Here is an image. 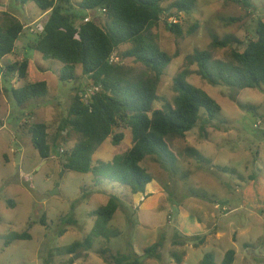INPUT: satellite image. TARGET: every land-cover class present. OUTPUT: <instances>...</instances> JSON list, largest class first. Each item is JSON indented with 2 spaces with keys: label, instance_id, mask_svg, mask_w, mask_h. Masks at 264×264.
<instances>
[{
  "label": "rangeland",
  "instance_id": "1",
  "mask_svg": "<svg viewBox=\"0 0 264 264\" xmlns=\"http://www.w3.org/2000/svg\"><path fill=\"white\" fill-rule=\"evenodd\" d=\"M80 1L71 0L75 13L91 18L99 14L79 8ZM174 1L168 0L163 6ZM6 2L0 3V24L4 23L2 11L35 28L44 24L47 14L39 18L43 11L34 2ZM174 16L180 18L182 35L167 28L166 15L153 29L161 48L172 55L161 74L154 106L163 108L173 103L177 94L174 78L186 70V80L205 90L221 110L209 120L202 108L200 120L186 133V139H169L174 162L147 156L141 164L154 179L146 192L135 196L117 183L94 185L89 173L63 170L59 148H70L75 143L74 136L66 143L59 140L56 147L51 145L50 156L44 159L33 147L30 134L20 128L32 111V120L48 123L49 141L53 143L72 97L87 87L81 66L76 80H60L57 69L61 63L45 59L28 47L36 35L27 28L16 41L23 48L1 60L5 68L7 63L27 56L31 63L28 80H45L48 93L20 106L2 88L0 264H115L105 257L117 252H136L140 264H200L211 252L216 263L221 264L230 248L236 251L232 264H264V84L242 89L211 84L198 73L194 59L197 49H208L215 59L222 60L229 59L234 47L243 50L242 43L226 47H212L211 43L214 36L223 39L232 35L243 41L253 35L256 21H264V0H252L248 7L235 0H197L189 14L178 12ZM194 24L197 28L190 32ZM128 46L122 45L120 51ZM117 55L122 62L133 64L118 52ZM42 65L46 69L40 71L38 67ZM13 77L12 84L16 85L17 75ZM0 82L9 88L2 78ZM258 122L261 124L255 126ZM124 133L119 147L107 139L95 152L94 160H110L127 150L132 140L129 130ZM188 146L195 154L189 152ZM111 194L118 195L121 201L107 225V236L93 237L90 248L67 254L65 246L90 235L95 221L92 211L106 204ZM70 213L76 223L59 221ZM43 216L46 223L41 222ZM63 227L66 232L60 235ZM24 232L29 237L18 239ZM197 237H204V241ZM160 239V258L145 257L143 248ZM174 253L181 257L180 262Z\"/></svg>",
  "mask_w": 264,
  "mask_h": 264
},
{
  "label": "trees",
  "instance_id": "2",
  "mask_svg": "<svg viewBox=\"0 0 264 264\" xmlns=\"http://www.w3.org/2000/svg\"><path fill=\"white\" fill-rule=\"evenodd\" d=\"M3 0H0V3ZM21 3L34 2L43 12H47L44 24L34 33L36 38L28 42V47L40 52L45 59L58 60L61 66L57 74L62 81L78 78L77 68L81 66L86 76V86H99L100 89L89 103L81 100L80 91L72 97L67 114L58 125L53 143L49 141L48 123L32 120L33 115L21 123L20 128L29 133L32 145L44 159L49 158L51 145L56 147L74 136L75 143L63 148L62 168L89 173L94 185L117 183L138 195L146 192L153 176L143 166L142 161L149 155L158 156L160 161H175L169 139L184 137L200 120L203 108L209 120L220 110L221 105L205 90L186 80L187 71L179 72L174 78L177 92L173 103L163 108L155 107L158 87L163 69L171 61L172 55L162 49L157 33L154 32L163 16H174L178 12L189 14L197 0H175L164 7L168 0H81L79 8L98 11L89 21L87 15L77 14L71 0H16ZM247 7L252 0H235ZM105 9V11H103ZM0 24V70L3 72L5 91L23 106L33 99L47 95L45 80L29 81L30 59L26 56L2 66L1 60L14 53L16 41L24 30V23L15 15L2 11ZM167 28L176 35H182L180 23L167 21ZM197 25L191 28L193 32ZM244 44V49L234 47L228 60L215 59L210 50H196L194 59L198 73L211 84H226L242 89L264 84V21L258 19L253 35L243 41L235 36L219 39L214 36L212 47H226L229 44ZM124 44L129 46L120 51ZM237 46V45H236ZM117 50L123 59L133 64L111 62L110 56ZM5 69V70H4ZM10 74H16L17 86L10 83ZM8 76V77H7ZM77 89V87H75ZM3 92L0 88V111L3 106ZM130 131L132 145L125 151L116 153L110 160H94V154L110 138L119 147L125 138L124 130ZM66 134H63L64 132ZM61 148V147H60ZM59 148V150H60ZM195 154L193 147H187ZM85 191L84 186L81 187ZM121 199L111 194L107 203L92 211L95 217L90 235L82 241H75L64 247L67 254H75L83 248H90L93 237L107 236V225L120 206ZM45 216V215H44ZM44 216L42 223H46ZM63 224L76 223L73 214L61 217ZM66 229L60 231L63 235ZM29 237L27 232L18 239ZM200 242L204 237H197ZM162 239L143 248L145 257L160 258ZM108 250H103L106 252ZM236 251H226L221 264H232ZM180 262L181 257L173 254ZM106 260L115 264H140L136 252L110 253ZM200 264H217L214 254L208 252Z\"/></svg>",
  "mask_w": 264,
  "mask_h": 264
},
{
  "label": "built area",
  "instance_id": "3",
  "mask_svg": "<svg viewBox=\"0 0 264 264\" xmlns=\"http://www.w3.org/2000/svg\"><path fill=\"white\" fill-rule=\"evenodd\" d=\"M103 11H105V9H103ZM90 19H91V17L89 15H87L86 17H84L83 21L87 22ZM179 19L180 18H178L176 16H169V22L170 23H178ZM24 28L29 29V31L31 33H36L41 27L35 28V27H33V24H25ZM110 61L111 62H122V59L117 55V50H114V52L111 54ZM99 89H100L99 86H95V85L87 86L86 88H84L83 90L80 91L81 100L84 101L85 103H89V101L91 100V97L97 91H99ZM260 124H261V122H258V123L255 124V126H259ZM59 151L62 153L63 152V148H60ZM216 205L219 206V204H216Z\"/></svg>",
  "mask_w": 264,
  "mask_h": 264
},
{
  "label": "crops",
  "instance_id": "4",
  "mask_svg": "<svg viewBox=\"0 0 264 264\" xmlns=\"http://www.w3.org/2000/svg\"><path fill=\"white\" fill-rule=\"evenodd\" d=\"M9 3H10V0H7ZM2 4H4V5H6V0H3L2 2H1ZM0 12H1V10H0ZM12 14V13H11ZM47 14V12H43L40 16H39V18H41V17H43L44 15H46ZM14 15V14H13ZM38 18V19H39ZM32 24V23H31ZM18 42V41H17ZM17 42H16V47H15V49H14V52H19L20 51V48H23V47H20L18 44H17ZM25 52V51H24ZM39 69H40V71H43V70H45L46 69V67L45 66H39L38 67ZM3 72H2V70H0V79L2 78L4 81H5V78L3 77V75L4 74H2ZM9 76V79H10V83H14V80H15V77H13V74H10V75H8ZM7 76V77H8ZM20 82H17L16 81V85L14 84V86H17L18 84H19ZM6 84L5 83H3V82H0V88H4V86H5ZM104 144V143H103ZM20 158V157H19Z\"/></svg>",
  "mask_w": 264,
  "mask_h": 264
},
{
  "label": "water",
  "instance_id": "5",
  "mask_svg": "<svg viewBox=\"0 0 264 264\" xmlns=\"http://www.w3.org/2000/svg\"><path fill=\"white\" fill-rule=\"evenodd\" d=\"M18 158V157H17ZM57 191L55 190V191H53V192H51V194H54V193H56Z\"/></svg>",
  "mask_w": 264,
  "mask_h": 264
}]
</instances>
